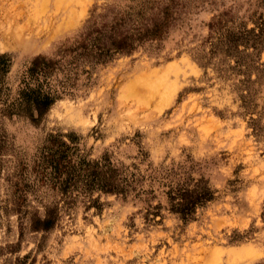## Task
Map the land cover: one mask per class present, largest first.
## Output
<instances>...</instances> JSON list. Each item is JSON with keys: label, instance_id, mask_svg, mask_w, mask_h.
Here are the masks:
<instances>
[{"label": "rangeland", "instance_id": "374dc122", "mask_svg": "<svg viewBox=\"0 0 264 264\" xmlns=\"http://www.w3.org/2000/svg\"><path fill=\"white\" fill-rule=\"evenodd\" d=\"M142 1L0 0L8 94L34 56ZM179 1L165 38L87 67L39 123L0 115L12 147L1 156L0 264H264V0ZM50 135L73 137L87 160L109 159L132 188L94 191L99 208L77 196L52 231L25 221L19 238L8 178ZM198 181L211 199L183 220L169 192ZM28 199L39 211L58 200L45 189Z\"/></svg>", "mask_w": 264, "mask_h": 264}, {"label": "trees", "instance_id": "16d2710c", "mask_svg": "<svg viewBox=\"0 0 264 264\" xmlns=\"http://www.w3.org/2000/svg\"><path fill=\"white\" fill-rule=\"evenodd\" d=\"M184 5L179 0H143L133 13L104 15L93 22L79 37L61 45L52 55L38 54L30 60L20 84L11 96L3 78L10 69V59L0 56V115L24 117L39 123L54 103L69 89L75 87L79 76L88 73L87 67L105 64L116 54H130L146 42L160 41L176 25ZM221 21L210 25L220 28ZM6 133L0 129V169L3 157L11 151ZM73 137L68 141L61 135H50L29 164L18 160L11 174V207L20 219V235L28 222L32 232L52 231L60 219L61 208L70 209L77 196L82 195L90 206L99 208L94 191L125 196L131 187L121 170L109 159L87 160L78 155ZM41 189L49 191L58 200L43 204V210H30L28 195H37ZM211 199V192L203 181L193 187L179 186L169 192L171 210L183 220L193 217L198 205ZM61 204V205H60ZM9 247L14 248L10 245Z\"/></svg>", "mask_w": 264, "mask_h": 264}, {"label": "bare ground", "instance_id": "6f19581e", "mask_svg": "<svg viewBox=\"0 0 264 264\" xmlns=\"http://www.w3.org/2000/svg\"><path fill=\"white\" fill-rule=\"evenodd\" d=\"M15 40V39H14Z\"/></svg>", "mask_w": 264, "mask_h": 264}]
</instances>
